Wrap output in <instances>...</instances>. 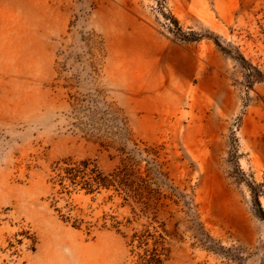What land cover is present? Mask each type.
Instances as JSON below:
<instances>
[{
  "label": "rangeland",
  "instance_id": "374dc122",
  "mask_svg": "<svg viewBox=\"0 0 264 264\" xmlns=\"http://www.w3.org/2000/svg\"><path fill=\"white\" fill-rule=\"evenodd\" d=\"M0 264H264V0H0Z\"/></svg>",
  "mask_w": 264,
  "mask_h": 264
}]
</instances>
